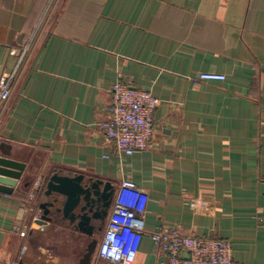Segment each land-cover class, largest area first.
<instances>
[{"label":"crops","instance_id":"1","mask_svg":"<svg viewBox=\"0 0 264 264\" xmlns=\"http://www.w3.org/2000/svg\"><path fill=\"white\" fill-rule=\"evenodd\" d=\"M23 47L0 107V154L26 165L0 191V264H79L86 233L53 214L35 226L58 170L148 191L133 264H167L151 237L163 226L230 239L233 264H264V0H0V80ZM205 71L226 78L197 81ZM118 80L159 98L151 145L134 154L101 128ZM56 227L81 236L73 257L45 245Z\"/></svg>","mask_w":264,"mask_h":264},{"label":"built area","instance_id":"2","mask_svg":"<svg viewBox=\"0 0 264 264\" xmlns=\"http://www.w3.org/2000/svg\"><path fill=\"white\" fill-rule=\"evenodd\" d=\"M27 48L13 49L18 54L16 68L0 80V107L15 88L18 72ZM220 72H201L196 80H224ZM112 101L105 106L108 117L101 128L117 154H134L151 145L156 130L155 110L159 98L131 82L118 80L111 89ZM149 193L130 178L117 188L105 230L92 264H133L145 230ZM25 234V231L22 232ZM156 245L167 257V264H233V242L230 239L181 233L161 227L151 233ZM186 252L187 254H184Z\"/></svg>","mask_w":264,"mask_h":264},{"label":"water","instance_id":"3","mask_svg":"<svg viewBox=\"0 0 264 264\" xmlns=\"http://www.w3.org/2000/svg\"><path fill=\"white\" fill-rule=\"evenodd\" d=\"M3 146L0 144L1 150ZM25 166L24 162L9 157L8 152L0 154V191L12 193ZM41 184L44 185L42 192L48 200L41 202L40 208L44 212L36 220L35 226L41 227L53 221V210L61 212L64 219L90 237L79 264H91L99 243L95 234L103 229L116 187L110 181L87 177L83 173H64L62 170L46 176ZM101 209L104 211L102 215ZM98 221L101 223L99 226Z\"/></svg>","mask_w":264,"mask_h":264},{"label":"rangeland","instance_id":"4","mask_svg":"<svg viewBox=\"0 0 264 264\" xmlns=\"http://www.w3.org/2000/svg\"><path fill=\"white\" fill-rule=\"evenodd\" d=\"M45 245L53 253H59L64 259L73 257L79 249L81 236L71 230L56 227L50 234L44 236Z\"/></svg>","mask_w":264,"mask_h":264},{"label":"flooded vegetation","instance_id":"5","mask_svg":"<svg viewBox=\"0 0 264 264\" xmlns=\"http://www.w3.org/2000/svg\"><path fill=\"white\" fill-rule=\"evenodd\" d=\"M113 198H114V197H113ZM112 202H113V200H112ZM111 208H112V203H111V206H110V209H109L108 215H107V217H106V219H105V222L103 223V231L105 230V229H104V225H105L106 221L108 220V217H109V214H110ZM103 213H104V211L101 209L100 214L102 215ZM52 214L55 216V219H57V221H64V220H66V219L63 218V215H62L61 212H56L55 210H53V213H52ZM99 224H101L100 221H98L97 226H99ZM103 231L101 230V232H103Z\"/></svg>","mask_w":264,"mask_h":264}]
</instances>
